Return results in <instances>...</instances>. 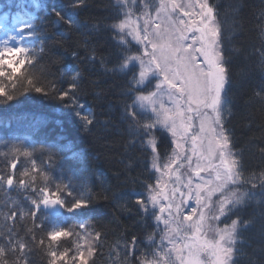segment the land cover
I'll return each instance as SVG.
<instances>
[{
    "label": "snow or ice",
    "instance_id": "1",
    "mask_svg": "<svg viewBox=\"0 0 264 264\" xmlns=\"http://www.w3.org/2000/svg\"><path fill=\"white\" fill-rule=\"evenodd\" d=\"M0 3V108L53 102L120 157L0 139V264H264V0L248 32L242 0Z\"/></svg>",
    "mask_w": 264,
    "mask_h": 264
},
{
    "label": "trees",
    "instance_id": "2",
    "mask_svg": "<svg viewBox=\"0 0 264 264\" xmlns=\"http://www.w3.org/2000/svg\"><path fill=\"white\" fill-rule=\"evenodd\" d=\"M108 0H89L90 7L85 10L84 15H94L99 13V6L102 3H107ZM226 0H220L221 8L224 7ZM243 3H246L247 7L245 8V19L243 26L246 32L251 27L253 23L249 12L251 9L259 5L260 0H242ZM249 35L251 33H248ZM104 40L109 42L107 34L104 36ZM23 71V69H21ZM253 84L258 83V79H254ZM251 86H245L243 88L236 86L232 90V95L236 101L235 115L231 120V126L236 128L237 135H240L243 131V116H244V99L250 93ZM35 95V94H33ZM54 103L50 101H33L26 100L23 104L18 106L9 107L7 109L0 108V117L7 116L9 114H27V118L13 119L11 127L5 128L0 127V134L4 139L13 140V138L21 137H30V141H42L48 144L60 143L65 139H69L75 142L80 149H86L91 154V163L94 167L104 170L105 172L114 171L116 167L119 166V155L115 149H110L107 147L109 141L103 137V134L100 129H95L93 133H86L81 130L78 122L74 119L68 117H59L54 113ZM62 119V125H57L54 121L55 119ZM35 121V123H34ZM55 124L56 128H51L48 124ZM54 132V137H47L48 130ZM27 132L29 135H21L16 133ZM40 138V139H39ZM39 139V140H36ZM26 141V140H25ZM4 145H0V151H4ZM60 153V152H59ZM58 153V154H59ZM249 164L251 166H257L260 164V161L255 157L253 152L248 153ZM40 162V155L37 157V163ZM59 162V161H58ZM73 166L79 167L78 161L74 162ZM19 168V165H18ZM149 173L145 172L141 179H147ZM148 182H151L150 180ZM250 210L241 213L243 216H247ZM121 221L127 223L124 217H121ZM259 228V225L256 226V229H253L252 232L246 233L245 235H253L255 231ZM137 235L139 236L142 232L141 229H135ZM71 239V238H69ZM114 237L111 232L109 234V242H112ZM65 241L62 239L61 243ZM106 251V250H105ZM71 255V253H70ZM97 264H110L107 260V257H94ZM91 264V262H90Z\"/></svg>",
    "mask_w": 264,
    "mask_h": 264
},
{
    "label": "bare ground",
    "instance_id": "3",
    "mask_svg": "<svg viewBox=\"0 0 264 264\" xmlns=\"http://www.w3.org/2000/svg\"><path fill=\"white\" fill-rule=\"evenodd\" d=\"M48 126L49 127H51V128H56V125L55 124H48ZM51 128H50V130H48V132H47V137H49V138H53L54 137V132L51 130ZM18 134H20V136L21 135H29V133H27V132H23V133H16V135L15 136H17ZM0 139H4V137L0 134ZM40 139V138H39ZM39 139H36V140H39ZM64 141V143H67V142H71L72 144H73V146H74V148L76 149V150H78L80 147L77 145V144H75V142L74 141H72V140H69V139H65V140H63ZM0 145H2V143H0ZM37 155V157L40 155L39 153H37L36 154ZM69 156V153H67L66 151L65 152H60L58 155H57V157H56V159H57V161H62V162H64L65 164H71V165H73L74 164V162H76L75 160H67V159H65L66 157H68Z\"/></svg>",
    "mask_w": 264,
    "mask_h": 264
}]
</instances>
